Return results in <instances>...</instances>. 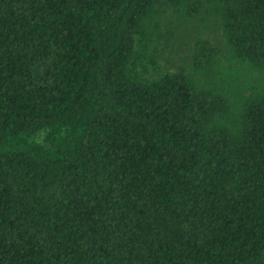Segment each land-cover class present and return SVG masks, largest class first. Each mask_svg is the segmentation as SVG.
Masks as SVG:
<instances>
[{"label": "trees", "instance_id": "obj_1", "mask_svg": "<svg viewBox=\"0 0 264 264\" xmlns=\"http://www.w3.org/2000/svg\"><path fill=\"white\" fill-rule=\"evenodd\" d=\"M0 264H264V0H0Z\"/></svg>", "mask_w": 264, "mask_h": 264}, {"label": "rangeland", "instance_id": "obj_2", "mask_svg": "<svg viewBox=\"0 0 264 264\" xmlns=\"http://www.w3.org/2000/svg\"><path fill=\"white\" fill-rule=\"evenodd\" d=\"M213 33L210 34L212 36ZM214 41V40H212ZM174 43L173 47L170 48L169 46H165L161 49L160 56L157 58V63L161 67H165L168 69L175 68L178 64H181L180 56L183 53V50H174V47L177 46V41H172Z\"/></svg>", "mask_w": 264, "mask_h": 264}]
</instances>
